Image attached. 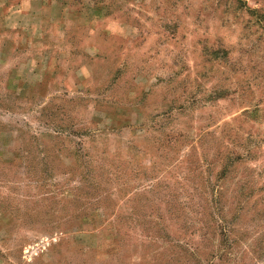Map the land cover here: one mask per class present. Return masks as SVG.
I'll return each mask as SVG.
<instances>
[{
    "label": "rangeland",
    "instance_id": "1",
    "mask_svg": "<svg viewBox=\"0 0 264 264\" xmlns=\"http://www.w3.org/2000/svg\"><path fill=\"white\" fill-rule=\"evenodd\" d=\"M0 264H264V0H0Z\"/></svg>",
    "mask_w": 264,
    "mask_h": 264
},
{
    "label": "crops",
    "instance_id": "2",
    "mask_svg": "<svg viewBox=\"0 0 264 264\" xmlns=\"http://www.w3.org/2000/svg\"><path fill=\"white\" fill-rule=\"evenodd\" d=\"M132 194H133V193H130V194L127 196V198L124 200V201H125L124 203H127V202L130 203V202L133 201ZM129 203H128V204H129Z\"/></svg>",
    "mask_w": 264,
    "mask_h": 264
}]
</instances>
